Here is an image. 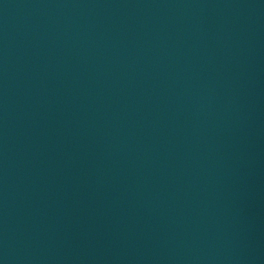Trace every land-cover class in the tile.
<instances>
[{"label": "water", "instance_id": "95a60500", "mask_svg": "<svg viewBox=\"0 0 264 264\" xmlns=\"http://www.w3.org/2000/svg\"><path fill=\"white\" fill-rule=\"evenodd\" d=\"M0 264H264V0H0Z\"/></svg>", "mask_w": 264, "mask_h": 264}]
</instances>
